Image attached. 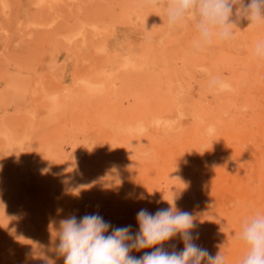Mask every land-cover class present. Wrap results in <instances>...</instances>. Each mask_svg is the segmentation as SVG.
Returning <instances> with one entry per match:
<instances>
[{
    "label": "rangeland",
    "instance_id": "1",
    "mask_svg": "<svg viewBox=\"0 0 264 264\" xmlns=\"http://www.w3.org/2000/svg\"><path fill=\"white\" fill-rule=\"evenodd\" d=\"M192 25L169 30L149 0H0V264H64L62 219L98 213L135 233L140 209L169 202L192 214L194 242L239 264L242 243L212 241L204 221L264 164L251 54L264 27L241 21L196 51Z\"/></svg>",
    "mask_w": 264,
    "mask_h": 264
},
{
    "label": "clouds",
    "instance_id": "2",
    "mask_svg": "<svg viewBox=\"0 0 264 264\" xmlns=\"http://www.w3.org/2000/svg\"><path fill=\"white\" fill-rule=\"evenodd\" d=\"M149 4L165 10L171 31L191 19L196 34L192 48L196 51L230 42L236 36L234 25L241 21H248L247 27H264V0H149ZM251 54L264 61V39L254 43ZM169 205L155 213L140 209L135 233L131 225L113 227L98 213L85 214L79 220L75 215L62 219L57 255L63 257L64 264H226L221 251L212 255L194 243L198 234L193 235L197 226L192 214L177 209L174 202ZM177 237L183 249L166 250L164 245ZM238 240L245 248L239 264H264V212L257 210L243 221ZM133 251L143 255H131Z\"/></svg>",
    "mask_w": 264,
    "mask_h": 264
},
{
    "label": "bare ground",
    "instance_id": "3",
    "mask_svg": "<svg viewBox=\"0 0 264 264\" xmlns=\"http://www.w3.org/2000/svg\"><path fill=\"white\" fill-rule=\"evenodd\" d=\"M258 165L257 176L242 180L246 198L229 206L227 213L206 217L204 228L212 235V241L238 240L243 221L257 210L264 212V164L261 161ZM194 243L200 246L203 242ZM170 249L171 251L180 250L177 247L173 249L171 246Z\"/></svg>",
    "mask_w": 264,
    "mask_h": 264
}]
</instances>
